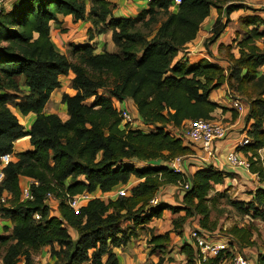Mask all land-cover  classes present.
I'll list each match as a JSON object with an SVG mask.
<instances>
[{"label":"trees","instance_id":"16d2710c","mask_svg":"<svg viewBox=\"0 0 264 264\" xmlns=\"http://www.w3.org/2000/svg\"><path fill=\"white\" fill-rule=\"evenodd\" d=\"M224 1L182 0L175 7L174 0H153L148 10L128 18H115L109 0H13L7 8L2 3L0 157L13 154L16 142L25 137L33 147L17 154L3 170L0 200L5 195L6 204L0 201V218L11 225H4L8 234L0 235L3 264H21L22 258L25 264H34L33 255L43 250H49L56 260L48 264H120L113 249L128 245L139 229L162 219L166 211L175 217L172 229L162 236L151 230L152 253L167 250L171 233L182 235L190 219H198L200 228L207 232L218 230L219 222L212 215L220 200L229 197V189L220 192L215 187L225 184L226 179L234 180L237 174L210 166L189 175L176 173L169 165L179 157L185 162L194 154L195 145L185 136L192 122L222 123L215 115L218 110L231 112L234 121L240 118L232 105L227 108L211 99L212 93L225 86L246 99L248 131L243 139L250 143L244 147L238 144L233 151L243 154L250 172L264 182V158L259 153L264 149V50L256 45L264 37L259 30L264 26V15L239 19L245 36L239 44V57L231 46L219 45L227 67L208 58L196 63L177 58L197 39L213 9L218 18L212 37L204 43L207 50L229 27L230 15L246 9L242 3L224 8ZM224 14L226 23L222 22ZM61 16L91 22L90 42L96 34L111 32L114 51L104 48L96 53L95 44H72L71 56L76 59L72 61L52 41V26L62 25ZM70 74L74 77L66 84L76 94L62 96L69 116L63 121L58 114H47L46 109L52 93L62 87L60 78ZM25 88L29 92L23 94ZM92 98L94 101L87 104ZM126 100L134 104L149 132L123 123L117 104L122 108ZM18 112L36 115L29 131L21 124ZM23 177L41 184L33 186L31 201L21 199ZM132 178L137 179L135 184ZM179 182L190 184L186 191L179 188L184 193L181 205L151 204L163 187H178ZM122 188L127 190L125 196H115V201L92 199L79 215L60 193L111 196ZM48 192L61 198L57 213L45 203ZM252 197L250 202L228 200L244 215L253 211L254 217L264 221V189L258 188ZM36 214L41 215L40 220ZM124 223L132 227L123 229ZM69 228L77 232V240ZM225 232L231 244L216 258L203 261L199 250L182 246L188 264H219L226 252L233 260L236 252L230 251L231 245L243 250L254 243L246 228L233 226ZM257 263L264 264V254H259Z\"/></svg>","mask_w":264,"mask_h":264},{"label":"crops","instance_id":"0c3cea01","mask_svg":"<svg viewBox=\"0 0 264 264\" xmlns=\"http://www.w3.org/2000/svg\"><path fill=\"white\" fill-rule=\"evenodd\" d=\"M109 1L112 4L113 16L115 18H128L133 13L139 12L141 10V8H143L142 11L149 9V7L147 9H144V4H143L144 2H142V0H109ZM244 5H249V4L244 2ZM246 9L240 10L238 12H234L230 15V17H232L233 20L234 19H240L241 17H245V16L249 15L247 13H249V11H250V10L246 11ZM225 17L227 18L226 15H225ZM217 18H218V12L216 11V9H213L211 16L204 22L203 26L209 25V23H211L210 24V30H211L213 28ZM60 21L63 22L62 25L54 24L52 26V41H53L56 49L60 53L69 55V54H67L68 49H69L67 47L68 44L69 45H72V44L84 45L87 43L95 44L96 48L101 49L102 51L104 50V48H106L109 52L114 51L115 47H114V44L112 42V33L111 32H107V33L100 34V35L96 34L94 40L90 42L89 36H88V30L90 28H92L91 22H89V21H78V22H76L72 16H67V17L61 16ZM64 28L67 29V31L63 33V32H61V29H64ZM203 34H205V35H203ZM200 36H202V39ZM206 36H207V34L203 30H201L198 34V37H197L198 40H199V38L201 39V42L197 43V39H196L195 41H193L192 43L187 45L184 52L188 53V54L185 55L184 53H180L181 59L189 60L190 63H196V62H198L204 58L210 59L208 56L202 54V51H199V53H197L198 55L196 54L197 58H194V53H192L193 47H199V45L203 46V42L206 39ZM213 45H215V44H213ZM217 53L220 57L222 56L219 53V51H217ZM213 62H215V61H213ZM216 63H218V62H216ZM218 64H220L223 67L228 66L226 61H223L222 63H218ZM224 64H226V66ZM73 77H74V75L70 74L67 77L63 76L60 78V81L62 82V87L59 89H56L52 93L51 101H50V103L46 109L47 114H52V113L58 114L62 118L63 121H66L69 118V116L67 114V110L65 112L62 109L61 102H62L63 94L70 93V92H68V90L70 91V84L67 85L66 82H67V80L73 79ZM224 88L228 89V87L225 86L222 89L215 91L214 93H212L214 96V99L212 98V95H211V99L214 102L220 103L222 106L228 108V106H226L222 102H219V100H218L219 96L223 97L225 95V92H221ZM56 97H59L60 100L56 104L54 102L53 105H51L52 100L55 99ZM242 99H243V97H242ZM59 104H61V105H59ZM123 104L130 105L131 108L137 113L136 108L131 101L126 100ZM33 115H35V114L28 115L27 119L24 120L23 118H25V116L21 115L18 112V117L20 119V122L25 127V129L27 131L30 130L31 125L36 120V115H35V117ZM215 115L219 119H221L222 123L226 126V128H228V135H227L226 139L216 141V143H215V158H213L212 160H209V161L202 160L201 159V157H202L201 152L202 151L199 149L198 146H193L191 144V146H193L192 148L194 150V154L190 155L189 156L190 158L184 162V163H186L184 172L186 174L191 175V174H194L200 168H208V167L212 166V167L219 168V169L226 171V172L235 173V174H237V177L234 180L226 179L225 184L217 185L215 188L217 190L219 188L229 189V192L233 191L235 193V195L237 196V197L235 196L236 201L250 202L251 199L253 198L252 196H253V193L255 190H257L258 188L264 189V182L261 183L259 181V178L257 177V175L252 174L250 172V170H246L243 168L242 169L232 168L227 162V155L230 152H232L233 149H235V147L239 144V142H241L243 140V138L246 136L245 134L248 131V129H247L244 132H240L241 131L240 128L246 126V125L243 126V124H242L244 122L243 118H244L245 114L243 116H240V118L237 119V121L232 120V113L229 111H226L223 113L221 110H218V112H216ZM29 118H31L32 120L30 119L31 121H29ZM18 142L22 143V145H23L21 152L20 151H18V152L23 153V152H28V151L33 150V147L31 146L29 137H25V138L19 140ZM18 142H16V144ZM186 143H188V140H186ZM17 154H19V153H16V155ZM240 155L242 157H244L243 154H240ZM260 155H261V157H263V154L260 153ZM25 181L26 180L22 179L21 186ZM135 183H136L135 181L132 182V184H135ZM224 189H223V191H224ZM176 193L180 194V201H178L176 199V197L174 196ZM249 193H250V195H249ZM96 195L98 197L104 199V200L108 199L109 197L112 198L115 196V195H111V196L110 195H103L101 193H98ZM183 196H184V193L181 192L177 186L168 185V186L163 187L156 197L161 198L162 201L165 202L166 204H169L172 206H179V205H181V201L183 199ZM57 208L58 207L56 206L55 207L56 211H57ZM167 216H168V211H166L164 213L163 218H167ZM162 219H159V220L154 219V220H156L157 222H160V221H162ZM154 220L152 221V223L154 222ZM172 222H173V220L171 219L170 220V227H168L167 229H164V227H163V229L159 228L158 231L155 232L153 230V228H154L153 225H151L150 228L152 229V231L154 232V234L156 236H162V235L166 234V232L171 231ZM195 229H201L199 226V223H198V219L188 220L186 225H185L184 232L182 235H177L175 233H171V244L168 247V249L165 251L155 250L152 253L151 251H152L154 245L149 243L151 238L149 240V238L147 236H138L137 235L138 237L134 236L132 238V240L128 243V245L120 247V248H114L113 252L117 255L120 264H122V263L119 259V256H122L124 258V260L128 261V259L130 257L128 255H131L133 257L135 264H188V262L186 260V256L181 252V248L184 245H191L194 248V250H196V251L199 250L195 244V239L192 237V232ZM203 231H205V230H203ZM222 231H223V229L220 228V226H219L218 230H216L214 232H207V231H205V232L207 234V238L214 241V242L216 240H219V241H222L225 243H230L231 240L229 239V237L228 238H221L218 236L217 233L222 232ZM70 234L72 237L76 236V235L73 236V234L71 232H70ZM176 246H178V247H176ZM237 247H238V245H235V244L233 246L231 245L232 249H230V251L237 250ZM254 249H255V247H246L245 249H243V251L245 252V254L248 253L249 256L251 257V260H250L251 264H258L257 263L258 256H259V254H264V252L261 251L259 253H255L252 251ZM147 251H150V253L145 255L146 259L143 260L142 254L144 252H147ZM226 253L223 254L225 256L222 259V261H220L219 264H232V257L229 256L230 254H226ZM240 254H242V253H240ZM220 255H222V254H220ZM139 256H142V257H139ZM137 257H139V258H137ZM46 263H47V261H43V264H46Z\"/></svg>","mask_w":264,"mask_h":264},{"label":"rangeland","instance_id":"374dc122","mask_svg":"<svg viewBox=\"0 0 264 264\" xmlns=\"http://www.w3.org/2000/svg\"><path fill=\"white\" fill-rule=\"evenodd\" d=\"M5 2V3H4ZM11 2H13V0H3L2 3L6 4L5 5V8H7ZM142 2H144V9H147L149 7V1L148 0H142ZM224 2H226L223 7L226 8V6L230 5V4H244V2H246L247 4L249 5H245L246 8H254L256 9V11L254 12V10H251V9H246L247 10H250L249 14L250 16H255V15H260L261 17H263L264 15V0H225ZM143 10V8H141V10L137 13H133L130 17H137L138 14ZM246 14V13H245ZM248 16V15H247ZM222 22L223 23H226L227 22V18L225 17V14L222 16ZM230 21L231 23L229 24V27L225 30L224 34L221 36V38L218 40V42L215 43V45H212L210 48L211 49H208L204 47V43L207 39L211 38L212 37V29L210 30V24L209 25H205L202 27V30L207 34L206 36V39L204 40L203 42V46L199 45V47H193V51L192 53H194V58H197L196 54L199 53V51H202V54L208 56L210 58L211 61H215V62H218V63H222L223 61H225V58L223 56H219L217 51H219V45L220 44H223V46H231L232 47V53L236 56V57H239L240 53H239V50H240V47H239V44L240 42L245 38L244 36V28L240 26L239 24V19H232V17H230ZM252 29L254 27H251ZM259 30L261 32L264 33V26L260 27ZM226 33V34H225ZM205 35V34H203ZM201 39H202V36H200ZM201 39L199 38V40L197 39V43L201 42ZM194 44V43H193ZM196 44V43H195ZM256 45L261 48L262 50H264V37L263 38H260L259 40H257V43ZM69 49H68V52L67 54H69V58L72 59V61H76V59H74L72 56H71V45L68 44L67 46ZM103 51L101 49H96V53H102ZM184 53L185 55H187L188 53H185L184 51L182 52ZM222 53V52H221ZM225 53V51H223V54ZM198 55V54H197ZM218 57V58H217ZM180 60H181V57H180V54L178 55V57ZM201 58V57H200ZM194 60V59H193ZM226 66V64H224ZM262 72V71H261ZM68 81V80H67ZM66 87V86H65ZM228 87V86H226ZM222 89V88H221ZM29 92L28 89H24V93H27ZM68 94L70 95H75L76 94V91L71 89L70 87V91L68 90ZM221 92H225V95L223 97H220L218 98L219 102H222L224 103L226 106H228V108L231 107V104L230 102L228 101V99L226 98V92H231L234 96L240 98L243 102H244V99H242V95L241 94H237V92H235V90L231 89L228 87V89L224 88ZM239 93V92H238ZM58 94V93H57ZM100 94H101V91H100ZM212 98L214 99V96L212 94ZM60 100L59 97H56L55 99L52 100V103L51 105H53V103L55 102V104ZM246 100V99H245ZM94 101V99H90V100H87V104H91L92 102ZM62 104V109L66 112V106L65 104ZM59 104V105H61ZM122 108L120 107V105L117 104V108L118 110H122V109H126L128 110L132 116L134 117V119L136 120V124H137V127L138 128H144V130H146L145 132H149L150 131V128L147 129L145 128L143 122L139 119L138 117V114L131 108L130 105H127V104H123L121 105ZM35 117V115H33ZM28 116H25V118H23L24 120L27 119ZM243 118V117H242ZM31 118H29V121ZM244 119V118H243ZM124 123V122H123ZM243 126L246 125V121L244 119V122L242 123ZM241 124V125H242ZM241 131L240 132H244L245 131V127H241L240 128ZM22 143H17L14 147V153H13V159L16 158V153H20L21 152V149L23 148L22 147ZM214 148H215V145H214ZM20 151V152H18ZM259 153L263 154V157L264 158V149H262ZM25 177H23L24 179ZM27 179V178H25ZM24 179V180H25ZM81 180H83L81 178ZM136 178H132V182H136ZM67 182H71L70 180H67ZM218 188V187H217ZM223 189L224 188H219L217 191H220V192H223ZM225 190V189H224ZM176 197V199L178 201H180V194H175L174 195ZM228 198L230 200H235V193L233 191L229 192L228 191ZM117 197V196H116ZM115 196L112 197L111 199H106L105 201H108V200H117L118 198H116ZM237 197V196H236ZM228 198H224V199H221L220 202H219V208L217 209V211H215L212 215V219L215 220L217 219L218 222H219V226L220 228L223 229L222 232H218V236L221 237V238H228L227 237V234H226V230H228L229 228L233 227V226H239V227H242V228H246L247 230H249L251 233H252V239L253 240V245L251 247H255L254 250H252L253 252L255 253H259V252H264V221L262 220V217H254L253 214H255L253 211L250 215H244L243 213H241L236 207H233L230 205V202L228 200ZM9 206V205H8ZM54 208L56 206H53ZM261 209V208H260ZM264 209H261V211H263ZM54 213H57L56 209H54ZM174 215H172L171 212H168V216L167 218H163L162 221L160 222H157L156 220H154V222L150 223L149 226L145 227L144 229H139L137 231V234L136 236H147L150 240L151 238V228L150 226L153 225V230L156 232L158 231V229H167L168 227H170V220L172 219L173 220ZM4 225H10L9 224V220H6L4 218H0V235L1 236H4L8 233H5L3 231V227ZM168 225V226H167ZM11 226V225H10ZM167 226V227H166ZM132 226L129 224V223H124L122 225V228L123 229H126V228H131ZM69 231L73 234V236L75 237H72L74 240H77L78 238V234L75 230L69 228ZM135 236V237H136ZM137 236V237H138ZM150 243V242H149ZM178 247V246H176ZM60 248H57V250H59ZM48 250V249H46ZM151 251V250H150ZM150 251H147V252H144L142 254V256H139V257H142L143 260L146 259V256L148 253H150ZM236 251V254L237 252L238 253H242L244 254V256L246 258H248L249 260H251V257L249 256L248 253L245 254V252L243 250H241V248H238L237 247V250ZM249 252V251H248ZM5 251H4V248H2L0 246V264H3V261H2V257L4 255ZM130 256L128 261L124 260V258L122 256H119V259L121 261L122 264H135L134 262V259L131 255H128ZM137 257V258H139ZM33 262L34 264H43V261H47V264L48 263H53L54 261H56L55 259L52 258V256L50 255V252L49 250L48 251H39L38 253L34 254L33 255ZM21 264H25V260L22 258V262Z\"/></svg>","mask_w":264,"mask_h":264},{"label":"built area","instance_id":"2783aa9c","mask_svg":"<svg viewBox=\"0 0 264 264\" xmlns=\"http://www.w3.org/2000/svg\"><path fill=\"white\" fill-rule=\"evenodd\" d=\"M2 1L0 0V12ZM149 2L153 0H148ZM182 3V0H174V6L178 7ZM264 72V67L261 69ZM228 100L230 104L239 112L240 116H243L246 113V105L245 103L238 97L234 96L231 92L227 94ZM120 117L123 119L125 124H130L133 127H137L136 120L132 116V114L126 110L122 109L120 113ZM228 135V128L218 120H198L192 122L188 129L185 131V136L187 139L195 146H198L202 151V160H212L215 158V148L214 145L216 141L226 139ZM250 143L248 138L243 139L239 142L238 147H244ZM13 154H4L0 157V184L3 182L5 177L3 170L12 162ZM228 164L235 169H246L250 170V163L247 159L242 157L237 149L232 151L227 156ZM169 167L174 170L176 173L184 172V159L182 157L174 159ZM41 184L33 179H27L21 186V199L22 201H31L34 199L32 188L33 186L39 187ZM190 184L188 182H179L178 188L183 191L188 190ZM59 191V190H58ZM65 196V202L68 206L75 212L76 215H79L81 212V208L86 205L90 200L95 198H100L97 195H93L90 193H84L82 195L71 196L69 193L60 192ZM127 194V190L122 188L119 191L115 192L113 195L115 196H125ZM45 203L54 208L53 206H57L60 204L61 198L56 195L54 192H48L46 194ZM1 203L6 204V196L1 197ZM162 202L161 198L155 197L151 204L153 206H158ZM35 218L37 220L41 219L40 214H36ZM192 237L195 239V244L200 251V256L203 261H206L211 258L218 257L222 252L228 251L229 245L228 243L216 240L215 242L207 238V234L205 231L200 229H195L192 232ZM232 264H251V261L246 258L244 255L237 253L232 260Z\"/></svg>","mask_w":264,"mask_h":264}]
</instances>
